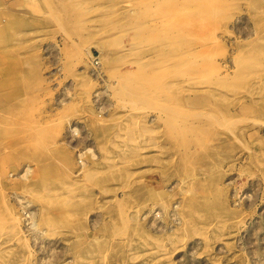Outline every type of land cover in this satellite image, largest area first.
Returning a JSON list of instances; mask_svg holds the SVG:
<instances>
[{"label":"rangeland","instance_id":"374dc122","mask_svg":"<svg viewBox=\"0 0 264 264\" xmlns=\"http://www.w3.org/2000/svg\"><path fill=\"white\" fill-rule=\"evenodd\" d=\"M0 264H264V0H0Z\"/></svg>","mask_w":264,"mask_h":264},{"label":"bare ground","instance_id":"6f19581e","mask_svg":"<svg viewBox=\"0 0 264 264\" xmlns=\"http://www.w3.org/2000/svg\"><path fill=\"white\" fill-rule=\"evenodd\" d=\"M121 36V35H120ZM124 47V46H123ZM87 175V174H86ZM89 178V177H88ZM57 191V190H56ZM7 238V237H6Z\"/></svg>","mask_w":264,"mask_h":264}]
</instances>
